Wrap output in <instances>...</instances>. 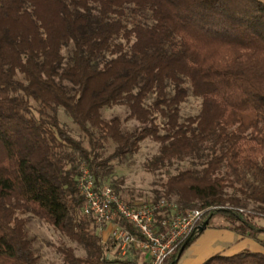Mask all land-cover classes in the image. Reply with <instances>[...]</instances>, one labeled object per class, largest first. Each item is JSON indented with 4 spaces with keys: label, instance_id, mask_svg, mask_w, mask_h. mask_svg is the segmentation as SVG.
Masks as SVG:
<instances>
[{
    "label": "trees",
    "instance_id": "1",
    "mask_svg": "<svg viewBox=\"0 0 264 264\" xmlns=\"http://www.w3.org/2000/svg\"><path fill=\"white\" fill-rule=\"evenodd\" d=\"M188 97L200 110L182 118ZM116 106L126 109L123 119L103 117ZM61 109L83 142L62 128ZM128 121L138 127L128 129ZM146 139L158 148L145 170L166 174L151 203L201 210L208 228L264 247L257 225L264 221V3L0 0V264H39L27 214L85 252L61 248L64 264H136L106 259L108 243L82 213L78 178L83 168L99 185L109 162ZM186 161L190 167L166 171ZM168 214L162 209L156 222ZM119 226L136 234L123 220ZM200 234L162 264H177ZM202 264H264V253L218 254Z\"/></svg>",
    "mask_w": 264,
    "mask_h": 264
},
{
    "label": "rangeland",
    "instance_id": "2",
    "mask_svg": "<svg viewBox=\"0 0 264 264\" xmlns=\"http://www.w3.org/2000/svg\"><path fill=\"white\" fill-rule=\"evenodd\" d=\"M200 104L199 99L188 97L179 107L180 116L187 118L197 115L200 110ZM126 115L127 111L122 106L112 107L103 111V117L107 119L113 116H119L123 119ZM59 121L62 128L71 138L76 141H84L83 136L62 109L59 111ZM125 126L128 129H133L134 127H138V124L134 121H128L125 123ZM157 148V143L146 139L139 144L138 151L133 155L126 157L120 162L116 160L109 162V166L105 170L106 173L99 178V186H116L119 195L125 200H132L135 206L148 205L149 203L147 204V202L153 204L151 201L155 196L154 192L162 190L160 184L165 181L166 174L165 170L150 174L145 170L144 166L157 153ZM188 167H190V162L186 161L176 163L166 171L170 175H174L178 171ZM227 192L228 194L232 193L230 190ZM171 202L173 203V200ZM247 209L252 211L256 209V206L248 203ZM24 217L27 219L25 229L32 240L33 250L38 257L39 264H64L62 255L59 252L63 247L73 249L74 255L77 257H85V252L78 245L71 242L52 226L30 214ZM217 217L214 218L215 221L222 220L220 217ZM257 225L264 227V221H259ZM91 230L95 235L100 236L102 242L108 243L106 246L108 252L105 253L106 259H112L115 254L118 255L116 246L110 238L112 226L102 228L92 226ZM260 239H264V236L261 235ZM256 246L258 247V252L264 253V247L258 244ZM241 250L255 252L248 247L246 249L243 247Z\"/></svg>",
    "mask_w": 264,
    "mask_h": 264
},
{
    "label": "built area",
    "instance_id": "3",
    "mask_svg": "<svg viewBox=\"0 0 264 264\" xmlns=\"http://www.w3.org/2000/svg\"><path fill=\"white\" fill-rule=\"evenodd\" d=\"M78 189L84 199L83 215L91 216L97 227L112 226L110 238L120 258H128L130 251L135 250L147 256L146 264H162L201 224L203 211L178 212L174 205L164 200L157 204L129 206L109 186L96 185L83 168L78 178ZM164 208H168V218L158 224L155 215L162 213ZM121 220L130 224L136 234L119 226Z\"/></svg>",
    "mask_w": 264,
    "mask_h": 264
},
{
    "label": "crops",
    "instance_id": "4",
    "mask_svg": "<svg viewBox=\"0 0 264 264\" xmlns=\"http://www.w3.org/2000/svg\"><path fill=\"white\" fill-rule=\"evenodd\" d=\"M259 1L264 3V0ZM257 244L254 240L242 238L233 232L207 227L184 252L177 264H202L214 255H233L243 251L241 250L243 247L258 252ZM130 257L136 261V264H146L147 256L140 251L132 250L128 258Z\"/></svg>",
    "mask_w": 264,
    "mask_h": 264
},
{
    "label": "water",
    "instance_id": "5",
    "mask_svg": "<svg viewBox=\"0 0 264 264\" xmlns=\"http://www.w3.org/2000/svg\"><path fill=\"white\" fill-rule=\"evenodd\" d=\"M207 224H208V219H205L200 225H198L190 234V236L188 237V239L185 241L184 245L182 246V248L179 251V256L181 255V253L183 252L186 244L196 235V234H200L202 233L206 228H207Z\"/></svg>",
    "mask_w": 264,
    "mask_h": 264
}]
</instances>
